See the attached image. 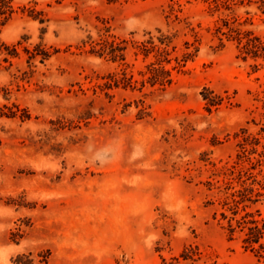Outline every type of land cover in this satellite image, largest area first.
Returning a JSON list of instances; mask_svg holds the SVG:
<instances>
[{
    "label": "rangeland",
    "instance_id": "374dc122",
    "mask_svg": "<svg viewBox=\"0 0 264 264\" xmlns=\"http://www.w3.org/2000/svg\"><path fill=\"white\" fill-rule=\"evenodd\" d=\"M12 1L0 34V264H264L221 216L229 169L263 178L241 143L253 135L264 150V60L217 32L227 20L264 40L262 2ZM162 35L164 90L141 83L156 60L141 45ZM104 40L125 59L93 53ZM111 75L132 86L103 89ZM256 208L264 215V198Z\"/></svg>",
    "mask_w": 264,
    "mask_h": 264
},
{
    "label": "trees",
    "instance_id": "16d2710c",
    "mask_svg": "<svg viewBox=\"0 0 264 264\" xmlns=\"http://www.w3.org/2000/svg\"><path fill=\"white\" fill-rule=\"evenodd\" d=\"M206 1L213 5L211 9L220 10L224 8L231 10L233 7L243 5L249 0ZM260 1L264 6V0ZM12 2V0H0V34L10 24L17 13ZM236 21L237 20H235V22ZM217 32L228 40L237 42V47L240 51L239 56L244 60L249 58L264 60V40L253 31H244L231 24L229 21L223 20V27H218ZM158 41L159 45L155 43L154 38H151L147 43L141 45V49L146 56L151 52H156V60L148 65L147 72L143 73L145 79L142 80L141 83L142 85L150 84L152 87L158 86L160 89L164 90L173 82L172 72L167 68V65L171 64L173 60L170 58L171 52L169 50L171 41L170 38L165 35L158 38ZM220 41H223L222 37H220ZM3 46L9 50V47L5 44H3ZM124 51L125 47H123L122 43L109 40H104L102 43H95V45L92 46L93 53L100 54L101 56L109 55L114 61L124 60ZM8 54L14 57L18 56L15 48L9 50ZM189 56L190 54L187 53L184 55L183 59L176 57L174 60L178 65H181ZM108 79L109 80L103 85V89H112L114 87H119L121 84L132 86L133 83L131 78H127L126 75L123 77L111 75ZM260 144L261 139L253 135L245 136L241 143L245 156H247V153L250 155L258 153L259 155V158H254V160L256 159L255 161L248 157V160L251 162L252 166H254L253 168L264 164V150L258 152L255 148V146ZM259 174L263 176L261 180L252 172H236L235 170L229 169V181L226 182L223 188L224 198L222 200V207L224 211L221 212V216L228 223L227 230L230 239H232L236 233H241L243 235V247L246 250H251L256 258L264 259V215L260 209L256 208L257 204L264 198V171L261 170ZM234 181L239 184L238 187L233 186ZM249 181H251V183H248ZM209 184L211 186L213 185L212 183ZM191 258L192 257L185 254V260Z\"/></svg>",
    "mask_w": 264,
    "mask_h": 264
}]
</instances>
